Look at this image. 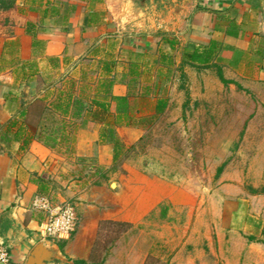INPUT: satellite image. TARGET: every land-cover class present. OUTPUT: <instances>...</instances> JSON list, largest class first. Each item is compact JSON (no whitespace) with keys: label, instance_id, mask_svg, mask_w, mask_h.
Wrapping results in <instances>:
<instances>
[{"label":"crops","instance_id":"crops-1","mask_svg":"<svg viewBox=\"0 0 264 264\" xmlns=\"http://www.w3.org/2000/svg\"><path fill=\"white\" fill-rule=\"evenodd\" d=\"M13 1L11 10L0 4V244L10 264H91L105 223H125L131 230L100 263L139 264L135 229L164 205L167 221L148 235L152 244L141 264L158 248L168 254V264H264V194L221 199L215 213L187 189L135 168L110 184L93 185L86 177L73 182L68 175L75 162L94 161L105 171L114 163L113 145L102 141L104 122L93 118L99 108L92 97L77 108V94L88 89L80 81L104 79L106 63L112 64L109 77H115L118 65L133 54L152 62L164 57L178 69L186 62L184 69L199 76L221 64L227 78L264 81V0ZM109 37L114 40L107 46L128 57L107 56L111 51L101 45L104 56L90 57V67L75 64ZM209 48L208 66L190 64L195 52ZM92 70L96 75L90 77ZM97 87L88 91L95 95ZM62 92L73 95L59 140L70 143L65 159L39 128L45 100ZM127 93L125 82L116 80L112 94ZM72 126L74 133L65 135ZM53 182L67 188L55 203H71L78 215L77 232L61 247L43 236L45 214L33 208L35 197L46 195ZM126 243L130 251L119 257Z\"/></svg>","mask_w":264,"mask_h":264},{"label":"rangeland","instance_id":"rangeland-1","mask_svg":"<svg viewBox=\"0 0 264 264\" xmlns=\"http://www.w3.org/2000/svg\"><path fill=\"white\" fill-rule=\"evenodd\" d=\"M105 40L95 42L90 47L89 57L84 58L86 61L80 59L75 64L90 67L93 64L90 61L93 58L90 57H96L98 60L99 55L104 56L100 53L101 45L107 46L111 43L110 40L114 39L109 37ZM107 48L111 51L107 56L128 57L125 53L123 57L120 53L117 54L115 46ZM133 59L139 67L141 66V75L133 78V83L130 84V90L135 95L132 102L134 110L139 112L136 117L145 121L138 127L123 129L120 134L116 132L125 145L116 166L113 165L110 170L105 171L94 161H83L84 164L75 162L77 168L68 172V175L70 172L72 174L71 181H82L86 177L93 185L110 184L114 177L117 181L119 178H127L130 168H135L147 175L169 179L176 186L187 189L202 200L203 208H211L210 211L215 213L219 211L221 199L243 197L245 192L263 191L264 81L257 80L249 84L245 83L244 79L227 78L221 64L207 69L210 74L205 75L204 72L200 76L192 73L190 67H186L183 72L187 78L183 81L182 71L173 64L152 62L150 58ZM121 63L116 68L118 74L115 78L125 82L128 88L131 78L123 76V73H128L127 64L129 66L130 61ZM219 71L229 81L228 84L220 81ZM88 74L90 77L96 75L93 70ZM98 80L88 78L80 81V86L93 89L98 86ZM149 85H152L153 93L160 88L162 97L168 100V107L160 116L155 115L156 98L151 94L142 96L143 89ZM88 89H82L77 94L76 103L80 101L77 108L89 102V95L92 99L95 96ZM53 101L52 96L46 99L48 104ZM76 110L74 112L77 115L79 111ZM109 118L113 124L115 117ZM64 119L66 120L64 117L54 119L48 116L44 125L46 130L42 129V133L49 138V144H58L57 149L65 159L70 143L59 141L64 134ZM57 127L61 131H55ZM75 129V126L70 127L65 131V135L68 131L70 135L73 134ZM220 168L222 172L218 173ZM253 187H257V190H253ZM66 189L62 184L53 182L46 187L45 192L56 202L55 198ZM164 207L167 206L160 207L159 216L156 214L157 216L150 217L135 229L139 233V264L142 262V252L146 250L148 241L152 244L148 235L152 234L153 227H161L167 221L164 220ZM130 228L125 223L102 225L90 263L106 260L114 242L125 236ZM123 246L125 253H119V257H125L130 251L127 243ZM162 251V248H158L159 253L150 256L145 264H168V254ZM161 255L165 256L164 259Z\"/></svg>","mask_w":264,"mask_h":264},{"label":"trees","instance_id":"trees-1","mask_svg":"<svg viewBox=\"0 0 264 264\" xmlns=\"http://www.w3.org/2000/svg\"><path fill=\"white\" fill-rule=\"evenodd\" d=\"M0 4L5 9L11 10L14 8V1L13 0H0ZM212 49L209 48V50H206L205 53L202 55H199L197 52H195L192 55V60L190 64H196L203 66H208L210 63V56H211ZM133 57H136L138 59L145 58L142 54H133L130 59V64L128 66V73L125 74V77L131 78L128 85V93L124 97H116L112 94V88L114 84L116 83L115 77H109V73L111 72L112 64L106 63L102 67L104 73H106L108 76H106L104 79H101L98 81V87L96 89L95 96L92 99V103L96 105L99 110L96 111L93 114L94 119H98L102 122H104L103 130H102V141L107 144H112L114 147V163L113 165L116 166L118 161L121 158V152L123 151L125 145L124 143L117 137V129L121 128H135L139 125H142V122L145 121L143 118H137L136 115L139 114L138 111L134 110L132 99L135 98L134 93L132 94V90H130V84L133 83V78H135L138 75H141L139 72V67L136 62L134 61ZM161 64H172V62L167 61L166 58L161 57V59L158 61ZM186 62H183L181 64L180 70L182 71L181 79L184 81L186 80V75L183 72L184 67L186 66ZM88 75V74H85ZM89 76V75H88ZM219 79L222 83L228 84L229 81H227L222 72L219 71ZM132 81V82H131ZM144 92L142 93V96H151L155 99V115L160 116L165 113L167 107H168V100L163 98L161 95V89L158 88L156 93L151 92L152 91V85L147 86L145 89H143ZM155 91V90H154ZM153 93V94H152ZM65 93H59L56 100H54L51 103H45V108L42 114V121L40 125V130L42 132V129H45V122L48 120V116H52L54 119H59V117L62 119V117H67L70 103L72 102V94L64 96ZM45 100V99H44ZM43 101V100H42ZM46 101V100H45ZM112 105L115 106V113H112L111 108ZM115 117V122L112 124L111 121H109V117ZM58 128V127H57ZM60 130V128L55 129V131ZM61 131V130H60ZM222 172V168L219 169L218 173ZM257 194H264V190L261 192L255 191ZM55 243L60 244L62 241L54 240ZM61 247V244H60ZM74 264H89L86 261L78 260L75 261ZM91 264H103V263H91Z\"/></svg>","mask_w":264,"mask_h":264},{"label":"built area","instance_id":"built-area-1","mask_svg":"<svg viewBox=\"0 0 264 264\" xmlns=\"http://www.w3.org/2000/svg\"><path fill=\"white\" fill-rule=\"evenodd\" d=\"M33 208L45 214L46 221L42 233L45 238L68 240L77 232L78 215L71 203H55L48 195H38ZM0 264H10L7 249L0 244Z\"/></svg>","mask_w":264,"mask_h":264}]
</instances>
